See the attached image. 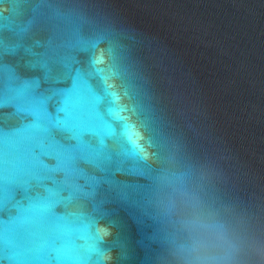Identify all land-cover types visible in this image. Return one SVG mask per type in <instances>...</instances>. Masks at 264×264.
<instances>
[{
	"label": "water",
	"instance_id": "obj_1",
	"mask_svg": "<svg viewBox=\"0 0 264 264\" xmlns=\"http://www.w3.org/2000/svg\"><path fill=\"white\" fill-rule=\"evenodd\" d=\"M0 18V264H171L193 219L264 264V0Z\"/></svg>",
	"mask_w": 264,
	"mask_h": 264
},
{
	"label": "clouds",
	"instance_id": "obj_2",
	"mask_svg": "<svg viewBox=\"0 0 264 264\" xmlns=\"http://www.w3.org/2000/svg\"><path fill=\"white\" fill-rule=\"evenodd\" d=\"M185 241L171 245V264H235L239 249L223 225L210 226L193 219L185 223Z\"/></svg>",
	"mask_w": 264,
	"mask_h": 264
},
{
	"label": "snow or ice",
	"instance_id": "obj_3",
	"mask_svg": "<svg viewBox=\"0 0 264 264\" xmlns=\"http://www.w3.org/2000/svg\"><path fill=\"white\" fill-rule=\"evenodd\" d=\"M0 26H2V18H0ZM0 44H2V41H0ZM112 105L114 107H118L116 105V97L113 94V100L111 101ZM130 127V126H129ZM134 139V133L130 130L128 134V140L129 142H133ZM3 208V181H2V169H0V210ZM2 234H0V245H2Z\"/></svg>",
	"mask_w": 264,
	"mask_h": 264
}]
</instances>
